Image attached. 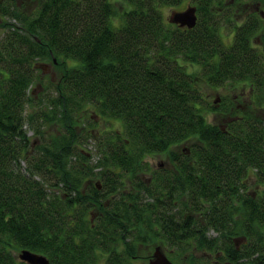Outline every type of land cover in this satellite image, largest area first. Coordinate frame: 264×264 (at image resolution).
Returning <instances> with one entry per match:
<instances>
[{"label": "trees", "instance_id": "trees-1", "mask_svg": "<svg viewBox=\"0 0 264 264\" xmlns=\"http://www.w3.org/2000/svg\"><path fill=\"white\" fill-rule=\"evenodd\" d=\"M23 1L0 0V264H29L22 249L51 264H133L152 242L183 264L204 262L199 250L216 264H264V120L251 109L264 103L258 9L34 0L27 12ZM187 4L192 27L171 18ZM205 82L225 88L219 106ZM244 85L253 95L235 106L229 88ZM183 141L188 151L172 148ZM154 154L172 167L144 181Z\"/></svg>", "mask_w": 264, "mask_h": 264}, {"label": "rangeland", "instance_id": "rangeland-1", "mask_svg": "<svg viewBox=\"0 0 264 264\" xmlns=\"http://www.w3.org/2000/svg\"><path fill=\"white\" fill-rule=\"evenodd\" d=\"M21 1H23V0H21ZM230 1H232V2H236V0H226L225 2H224V5H226L225 7H224V9H226V8H228V7H232V6H229V3H230ZM243 2H244V4H242L241 5V7H242V9H244V11H242L243 13H245V11H246V9L248 10V13H250L251 11H254L255 10V8L256 9H258V11H259V14L264 18V0H242ZM256 1H258V3L256 4ZM24 2H26V8H27V12H30L31 10H33L35 7V1L34 0H24L23 1V3ZM244 5H245V7H244ZM187 6H188V4H187ZM183 8H184V6H183ZM182 8V9H183ZM174 8H172V7H170L169 8V12H171L172 10H173ZM238 12H240V11H238ZM226 24V23H225ZM227 26H226V28H224L225 29V34H226V37L228 38H230V40H232L233 39V37H234V34H232L233 33V28H232V26L231 25H228V24H226ZM255 43L256 42H258L259 44H261L262 43V40L260 39V37H256V40H253ZM254 43V44H255ZM259 44H257L256 43V45H259ZM263 44V47H264V43H262ZM52 66L53 65H51V63H47V64H43V67H44V69L46 70L45 71V73H53V68H52ZM191 68H193V66H191ZM58 69V68H57ZM59 70V69H58ZM201 86H202V89H203V91L206 93V95H207V97L213 102L214 101V103H217L218 104V106L220 105V102H221V99H219L220 97H222L223 95H224V91H225V88H223V87H221L220 88V90H219V88H213V86L212 85H208L206 82L205 83H202L201 84ZM252 91H253V88H252V86L251 85H249V86H247V85H244L242 88H240V87H235L234 89H231L230 90V88H229V92H230V99L232 98V99H234V101H233V103H234V105L235 106H237V105H242L243 106V102L242 101H236L235 99H244L245 97H246V99H248L251 95H253V93H252ZM237 93H242V95L241 96H239ZM219 99V100H218ZM252 110H254L255 109V112H258V114H260L259 116L264 120V103H262L260 106H258V107H256V106H254V107H252L251 108ZM216 115V114H215ZM230 116V115H229ZM212 119H214V114L213 115H211L210 116ZM228 118V116L227 115H223V114H218V118H220V120L221 119H227ZM231 117V116H230ZM86 120H88V119H86ZM85 124V123H84ZM107 121H105L104 119H99V120H97V127L98 128H101V129H105V128H107ZM55 128H52V129H50V131L52 132V133H54L55 132ZM33 136V135H32ZM93 145H92V142H90L89 141V143L87 144V148H91V149H93L94 147H92ZM175 151H180V152H182V151H188L189 150V145H188V143H187V141H183V142H181V143H179L178 145H174L173 147H172ZM181 149H182V151H181ZM147 160L149 161V163H150V165H151V169L150 170H148L147 172H144V174H143V179H144V181H147V179L151 176V174H152V170H154V169H156V168H162V167H164L163 169H159L158 171H157V173L159 172V171H165V169L166 168H168V167H172V164H171V159H170V155L169 154H154V155H149L148 157H147ZM157 175V174H156ZM253 177H251L250 179H251V183L249 182V190H252V189H254L255 188V186H256V183H254L253 181H254V179H252ZM151 179L152 178H150V181H151ZM249 179V180H250ZM96 181H98V180H94V181H92V180H89V182H96ZM85 187H86V183H85ZM95 217H93L92 219H94ZM217 231L215 232V231H211V234H213V235H217ZM253 241H257L255 238H251L250 240H249V242H253ZM241 242H239V244H240ZM157 245H160L158 242H152V244L151 245H143L142 243L141 244H139L138 245V248H140V250H139V252L137 253L140 257H138V258H134L133 259V256H132V259H133V264H146L149 260H150V258L152 257V255H153V252L155 251V247L157 246ZM162 246V245H161ZM163 248V247H162ZM164 249V248H163ZM131 251L132 250H130V253H131ZM167 253V252H166ZM208 253V251H206V252H203L202 250H199L198 251V253H195L196 254V257H200L201 258V260H203L204 262H202V263H199V262H197V261H194V264H212V263H214V258H215V254L214 253H212V254H207ZM134 254V252H132V255ZM168 255V254H167ZM210 255H212V256H210ZM134 256H135V254H134ZM189 256H191L192 257V255H189ZM214 256V257H213ZM136 257V256H135ZM175 258H177V259H179L176 255L174 256ZM174 257H169L175 264H183V262H181L180 260L179 261H177ZM187 258V257H186ZM192 258H195V256L194 257H192ZM243 262L244 261H246L245 263L247 264V262L248 261H250V260H248L247 258H242L241 259ZM132 263V262H131ZM185 264H188V263H185ZM192 264H193V261H192ZM249 264H251V263H249Z\"/></svg>", "mask_w": 264, "mask_h": 264}, {"label": "water", "instance_id": "water-1", "mask_svg": "<svg viewBox=\"0 0 264 264\" xmlns=\"http://www.w3.org/2000/svg\"><path fill=\"white\" fill-rule=\"evenodd\" d=\"M172 20L183 26L192 27L197 21L196 6L189 5L185 9L176 10L172 13ZM43 66V64H42ZM18 257L27 261L29 264H51L49 257L43 253L35 252L30 249L20 250ZM146 264H175L167 255L161 245L155 247L152 257Z\"/></svg>", "mask_w": 264, "mask_h": 264}, {"label": "flooded vegetation", "instance_id": "flooded-vegetation-1", "mask_svg": "<svg viewBox=\"0 0 264 264\" xmlns=\"http://www.w3.org/2000/svg\"><path fill=\"white\" fill-rule=\"evenodd\" d=\"M260 186H261L260 184L257 185L258 189H256L255 192H259V191H260V193H262V192H261V187H260ZM259 187H260V188H259ZM214 263H215V260H214ZM214 263H213V264H214ZM215 264H216V263H215Z\"/></svg>", "mask_w": 264, "mask_h": 264}]
</instances>
